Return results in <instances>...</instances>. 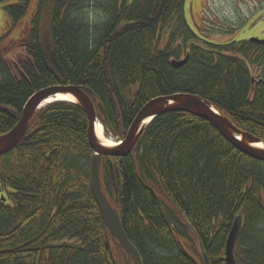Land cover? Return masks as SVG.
<instances>
[{
  "label": "trees",
  "instance_id": "obj_1",
  "mask_svg": "<svg viewBox=\"0 0 264 264\" xmlns=\"http://www.w3.org/2000/svg\"><path fill=\"white\" fill-rule=\"evenodd\" d=\"M32 1L4 8L11 25L22 23ZM185 3L37 0L13 42L22 54L9 61V46L0 51V136L32 95L74 86L116 138L150 100L188 93L264 142V46L200 40L186 23ZM87 133L79 105L54 102L0 156V264L129 263L92 193ZM100 179L142 264H225L238 217L236 264H264V163L206 121L185 113L156 117L130 155L101 159Z\"/></svg>",
  "mask_w": 264,
  "mask_h": 264
},
{
  "label": "water",
  "instance_id": "obj_2",
  "mask_svg": "<svg viewBox=\"0 0 264 264\" xmlns=\"http://www.w3.org/2000/svg\"><path fill=\"white\" fill-rule=\"evenodd\" d=\"M249 41L264 46V40L252 38ZM185 62L186 59L178 62L173 61L172 65L174 68H179L184 65ZM58 94L70 95L73 97L75 101L70 103L79 105L87 117V139L89 147L93 152V156L90 160V183L92 193L105 227L126 253L129 260L128 264H142V261L138 252L129 242L124 233L117 211L110 204L102 190L100 179L101 159L103 157L109 159L124 158L130 155L137 145L146 126L156 117L167 113H185L200 118L210 124L240 153L264 163V147H256L259 144L264 145V142L246 132L240 131L229 119L221 115L213 106H211V104L198 96L188 93H179L150 100L141 108L134 118L126 131L124 138L120 140L122 143L111 148L105 147L99 142L95 134V125L99 122L96 107L82 88L74 86H52L32 95L26 102L18 123L9 132L0 136V156L9 153L19 144L25 136L33 116L41 109L42 104L47 99L55 97ZM148 120H150V122L146 124L145 122ZM100 125L102 126L101 123ZM113 186L115 201H117V189L114 178ZM241 223V217L235 219L226 239L225 264H236L234 259V248L237 236L241 229ZM200 248L205 260H207L203 248Z\"/></svg>",
  "mask_w": 264,
  "mask_h": 264
},
{
  "label": "rangeland",
  "instance_id": "obj_3",
  "mask_svg": "<svg viewBox=\"0 0 264 264\" xmlns=\"http://www.w3.org/2000/svg\"><path fill=\"white\" fill-rule=\"evenodd\" d=\"M36 2L37 0L32 1L26 18L16 26L11 25L4 8L17 3V0L0 3V51L9 46L7 54H4L9 61H15L22 54L13 42L28 26ZM185 19L188 27L200 40L207 37L211 43L233 40L241 42L252 38L264 40V0H186ZM102 128V137L105 136V139L114 143L121 140L108 134L104 126ZM163 204L169 207L165 201Z\"/></svg>",
  "mask_w": 264,
  "mask_h": 264
},
{
  "label": "bare ground",
  "instance_id": "obj_4",
  "mask_svg": "<svg viewBox=\"0 0 264 264\" xmlns=\"http://www.w3.org/2000/svg\"><path fill=\"white\" fill-rule=\"evenodd\" d=\"M180 61H181V60H180ZM176 62H178V61H176ZM74 101H75L74 98L71 97L70 95H60V94H58V95H56L55 97H52V98L47 99V100L42 104L41 108L44 107L45 105H48V104H51V103H54V102H74ZM148 122H150V120L146 121L145 123L148 124ZM102 132H103V128H102V126L100 125L99 122H97L96 125H95V134H96V137H97V139L99 140V142H100L103 146H105V147H109V148H111V147H115V146H118V145H119V143H116V142L114 143V142H112V140H110V139H105V138H104L105 136L102 137ZM256 147L261 148V147H264V145L259 144V145H257Z\"/></svg>",
  "mask_w": 264,
  "mask_h": 264
}]
</instances>
